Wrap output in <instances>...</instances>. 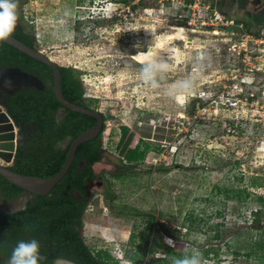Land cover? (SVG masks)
Wrapping results in <instances>:
<instances>
[{
    "label": "rangeland",
    "instance_id": "374dc122",
    "mask_svg": "<svg viewBox=\"0 0 264 264\" xmlns=\"http://www.w3.org/2000/svg\"><path fill=\"white\" fill-rule=\"evenodd\" d=\"M207 1L17 0L38 49L76 68L86 103L104 116L81 230L107 264H172L193 250L202 264H264V251L252 249L264 235L250 227L252 211L264 210V27L248 24L246 41L238 27L208 20ZM217 1L239 22L264 5ZM170 34L182 35L168 39L170 70L161 89H148L132 53ZM201 53L194 94L183 103L164 96ZM123 125L134 134L126 155L118 148ZM29 196H0V211Z\"/></svg>",
    "mask_w": 264,
    "mask_h": 264
},
{
    "label": "trees",
    "instance_id": "16d2710c",
    "mask_svg": "<svg viewBox=\"0 0 264 264\" xmlns=\"http://www.w3.org/2000/svg\"><path fill=\"white\" fill-rule=\"evenodd\" d=\"M233 1L240 8H244L248 0ZM216 5L225 14L221 9V2L217 1ZM247 14L250 20H243L247 31H251L248 25L250 23L264 27V7L259 13L248 11ZM225 16L232 18L227 14ZM234 20L239 22L238 19ZM76 23L80 24L82 20L78 19ZM260 30L262 28L254 34L260 35ZM11 35L38 49L33 31L19 14ZM2 67H18L41 82V86L27 85L10 94L0 90V104L7 109L19 127L18 144L9 167L27 175L53 176L62 168L71 141L92 126L96 119L68 109L57 100L52 71L48 65L0 40V68ZM59 69L60 87L64 97L71 102L90 107L85 101L84 88L76 68L59 64ZM104 129L103 121L102 130L96 137L77 146L68 170L45 195L26 192L0 174V196L3 199H14L23 193L30 195L23 207L7 212L0 211V264L7 261L18 241L33 238L39 241L40 255L45 257L39 264H52L57 257H65L78 264H107L104 258L93 254L80 233L82 216L91 195L90 185L97 179L93 166L103 157L101 135ZM133 143L132 131L125 125L121 126L118 144L120 153L126 155L127 150L133 151L130 148ZM241 194L239 192V197ZM258 200H261L260 196ZM262 207L259 205L252 211L250 226L258 230L261 236L264 235ZM160 225L173 239L177 237L171 230L164 228L163 224ZM252 249L264 251V238L252 242Z\"/></svg>",
    "mask_w": 264,
    "mask_h": 264
},
{
    "label": "water",
    "instance_id": "95a60500",
    "mask_svg": "<svg viewBox=\"0 0 264 264\" xmlns=\"http://www.w3.org/2000/svg\"><path fill=\"white\" fill-rule=\"evenodd\" d=\"M258 1V0H256ZM4 42L14 46L21 52L39 60L51 68L52 83L57 100L66 108L73 111L90 115L96 119V122L87 129L80 132L70 143L67 156L59 172L50 177H37L12 170L9 165L12 163L18 144L19 127L16 126L13 119L7 112V109L0 104V174L10 182L16 184L29 193L45 195L49 193L52 187L63 177L68 170L76 151L77 146L86 140L96 137L102 130L104 118L97 109L74 103L64 97L60 87V69L59 64L50 56L39 49L29 46L20 39L10 35ZM27 85L41 86V82L34 76L26 74L18 67L0 68V90L3 93H13L21 87ZM3 160L4 162H2ZM109 207V200H106ZM82 234V230L80 232ZM1 264H7L4 261ZM75 264V263H74Z\"/></svg>",
    "mask_w": 264,
    "mask_h": 264
},
{
    "label": "clouds",
    "instance_id": "9594fccd",
    "mask_svg": "<svg viewBox=\"0 0 264 264\" xmlns=\"http://www.w3.org/2000/svg\"><path fill=\"white\" fill-rule=\"evenodd\" d=\"M17 0H0V40H5L13 33L17 21ZM134 30V29H131ZM203 53L195 57V63L189 75L168 84L163 88V95L183 103L192 96L197 87V81L202 79L205 65ZM170 70V56L167 59L160 53L146 55L138 71V78L148 89H161L162 82ZM165 242L173 246V241L166 238ZM45 257L40 255V243L36 239L20 240L12 248L7 264H39ZM54 264H74L68 258L57 257ZM172 264H202V257L198 250L182 258H173Z\"/></svg>",
    "mask_w": 264,
    "mask_h": 264
},
{
    "label": "built area",
    "instance_id": "2783aa9c",
    "mask_svg": "<svg viewBox=\"0 0 264 264\" xmlns=\"http://www.w3.org/2000/svg\"><path fill=\"white\" fill-rule=\"evenodd\" d=\"M200 2L201 0H194L193 5L200 4ZM216 3H217V0H208L207 2H202V5L204 6L205 4V7L207 11L209 12L208 20H210L211 23H216L220 26L238 27L241 31L242 39H246V41H248L251 34L246 30L243 22L236 23L233 18L226 17L225 14H223L219 10ZM78 19H82V18H78Z\"/></svg>",
    "mask_w": 264,
    "mask_h": 264
},
{
    "label": "bare ground",
    "instance_id": "6f19581e",
    "mask_svg": "<svg viewBox=\"0 0 264 264\" xmlns=\"http://www.w3.org/2000/svg\"><path fill=\"white\" fill-rule=\"evenodd\" d=\"M227 27V26H226ZM229 29V27H228ZM165 36V35H164ZM182 36L181 34H170L166 38L161 37L157 40L156 44L148 49H138L132 53V58L135 59L138 62H143V58L146 55H152L154 53H160L161 57H168L169 54H166L167 52H170L171 49H174L172 46H170V41H168L169 38H176ZM114 234L115 233H111Z\"/></svg>",
    "mask_w": 264,
    "mask_h": 264
},
{
    "label": "flooded vegetation",
    "instance_id": "af4514ba",
    "mask_svg": "<svg viewBox=\"0 0 264 264\" xmlns=\"http://www.w3.org/2000/svg\"><path fill=\"white\" fill-rule=\"evenodd\" d=\"M256 3H264V0H258V1H256V0H254ZM263 7H264V5H263ZM56 260V259H55ZM55 260L53 261V263L52 264H54V262H55ZM75 264H78V263H76V262H74Z\"/></svg>",
    "mask_w": 264,
    "mask_h": 264
}]
</instances>
